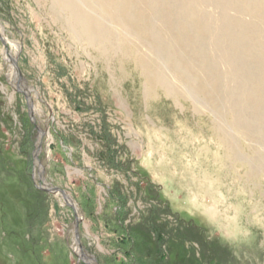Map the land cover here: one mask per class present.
I'll list each match as a JSON object with an SVG mask.
<instances>
[{"label":"rangeland","instance_id":"rangeland-1","mask_svg":"<svg viewBox=\"0 0 264 264\" xmlns=\"http://www.w3.org/2000/svg\"><path fill=\"white\" fill-rule=\"evenodd\" d=\"M82 3L103 18L108 52L55 0H0V264H264V19L209 0L154 4L180 26L207 19L213 37L223 16L252 35L242 42L251 51L196 39L222 71L207 78L212 97L159 57L180 91L171 96L146 92L124 30L97 0ZM156 26L171 52L184 51ZM53 188L78 206L83 257L70 198Z\"/></svg>","mask_w":264,"mask_h":264},{"label":"bare ground","instance_id":"bare-ground-1","mask_svg":"<svg viewBox=\"0 0 264 264\" xmlns=\"http://www.w3.org/2000/svg\"><path fill=\"white\" fill-rule=\"evenodd\" d=\"M165 1L167 0H97V3L101 6L104 14L112 18L111 20L113 22H116L124 30L123 32H125L126 35L125 44L127 43L128 45H134L133 48L129 47L127 52L131 53L137 66L144 68L143 74L146 80V92H148V90H150L151 92L155 87H161L165 90L166 93L171 96H176L180 93L179 90H174L171 81L166 76L164 70L161 68L159 62L157 61L160 57L164 58L172 66L173 72L178 73V77L182 81H184L185 85L191 83L197 88L199 92L203 93L206 96L212 97V94H214L215 91L211 90V86L209 85L207 78L209 76L213 77L215 80L220 79L223 76L222 71L220 72L219 70L215 69V67H212L210 65V60L205 57V53H200L204 51L205 47L202 42H195L196 39L202 36V38L205 39L206 37L210 36L212 38L215 37L216 42H218L219 39L222 40L223 38H225L227 40H231L230 46L232 49L235 48L241 50L243 48L244 50L251 51L253 49L252 44V46H248L247 44V46H243L242 43L245 42L244 40L246 38L250 36L252 37V35L250 34V27L241 21L231 19L229 20V18L223 16L221 20L222 25L221 28L219 27L218 35H215L213 37V35H211L212 27L209 24L208 20L204 19L203 17H195V14H192L193 18L190 20V24H184L180 26L178 25L174 17L170 15L161 16V13L155 10L156 7H154V4L163 3ZM209 1L217 2L218 4L222 5L223 8H225L226 6H231L239 12L247 11L253 16L264 19V0H243V3H232L229 1L225 2L224 0ZM55 2L69 10L68 20H70L72 28H76L84 37H87L91 44L100 49L102 53L108 52L105 51V48L101 46L102 37L105 34L104 26L102 23L103 18L96 17L82 8V0H55ZM91 12L94 13L93 9H91ZM156 21H159L162 24L164 30H168L171 34H173V40L184 50L182 53L171 52V49L165 46L162 40L161 33H159L157 29L158 27L156 26ZM193 25L196 28L195 31H192L191 27ZM2 33L3 32L0 30V36L2 35ZM130 34H134L136 36L133 40L134 42L132 43H130L129 39V37L131 36ZM190 34H192V37L190 36ZM187 36H190L191 38ZM143 38L150 39V44L148 46L143 41ZM221 40H219V42ZM219 44H221V42L218 43V45ZM144 46L148 49L149 53L154 54L155 57L152 59V61H148V59L145 58L143 54H141V48H143ZM184 52L193 54L194 57H197L195 58L196 60L186 58ZM243 52L244 51H242V53ZM226 53L228 52L226 51ZM12 62H14V60ZM230 64L233 65L234 62L233 64ZM232 67L233 66H231V68ZM198 71H201L203 74L198 75ZM235 72L236 71H234L233 74H235ZM11 74L12 76H14L15 73ZM220 86L221 84L216 82V88H218V90H220ZM242 126L244 130H249L246 125L242 124ZM218 133L220 134V141L226 143V147L230 152L234 151L233 148L235 146L234 144H232L230 138H228L229 134L227 133V131L220 128L218 130ZM38 150L39 146L37 151ZM235 159L239 158L235 157ZM250 168L253 170L252 163L250 164ZM254 171L255 169L253 170V173ZM247 175H250V173L248 172ZM47 190L49 191V189ZM56 191L61 192L69 199L65 192L60 190ZM51 192H54V190ZM69 202L71 203V205L75 204L74 206H76V210L78 209V206L75 202L73 203L71 199L69 200ZM81 218L79 217V213H77V221L75 222L74 229L72 230V249L83 257L84 254L80 250L78 236L75 234V229L78 228L79 230ZM94 260L95 264H98L95 258Z\"/></svg>","mask_w":264,"mask_h":264},{"label":"water","instance_id":"water-1","mask_svg":"<svg viewBox=\"0 0 264 264\" xmlns=\"http://www.w3.org/2000/svg\"><path fill=\"white\" fill-rule=\"evenodd\" d=\"M54 189H56V190H58L57 188H54ZM54 189H52V190H50V191H53ZM64 192V191H63ZM68 195V194H67ZM70 199H71V201L74 203V201H73V199L70 197V196H68ZM75 204H73V205H71V207H73V209L75 210V212H76V206H74ZM76 215H77V213H76ZM78 228H76L75 229V234L78 236Z\"/></svg>","mask_w":264,"mask_h":264}]
</instances>
